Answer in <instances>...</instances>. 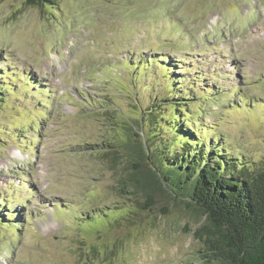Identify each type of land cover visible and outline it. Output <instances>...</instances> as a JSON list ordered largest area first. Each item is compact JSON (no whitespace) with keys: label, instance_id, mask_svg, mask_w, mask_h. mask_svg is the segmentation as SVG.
<instances>
[{"label":"rangeland","instance_id":"1","mask_svg":"<svg viewBox=\"0 0 264 264\" xmlns=\"http://www.w3.org/2000/svg\"><path fill=\"white\" fill-rule=\"evenodd\" d=\"M128 123L147 150L259 169L264 0H0V264H218L192 207L132 215L90 155Z\"/></svg>","mask_w":264,"mask_h":264},{"label":"trees","instance_id":"2","mask_svg":"<svg viewBox=\"0 0 264 264\" xmlns=\"http://www.w3.org/2000/svg\"><path fill=\"white\" fill-rule=\"evenodd\" d=\"M55 1L25 0V4L44 8ZM67 98L74 102V98L80 100V95L71 98L68 93ZM80 106L90 110L84 104ZM114 109L109 110L111 119L119 111L116 106ZM124 128L127 135L122 142H117L116 130L108 129L113 137L104 138L90 155L98 157L113 174V187L119 197L134 202L137 209L132 215L152 211L163 200L192 207L203 219L194 237L202 242V257L207 263L264 264V163L255 171L244 166L234 171L231 166L225 168V161H218L219 152L211 155L195 150L190 140L180 151L162 153V147L156 144L147 150L150 143L146 138L140 142L133 123ZM207 156L210 163L205 160ZM161 213L167 214L168 207L162 206Z\"/></svg>","mask_w":264,"mask_h":264},{"label":"clouds","instance_id":"3","mask_svg":"<svg viewBox=\"0 0 264 264\" xmlns=\"http://www.w3.org/2000/svg\"><path fill=\"white\" fill-rule=\"evenodd\" d=\"M15 224H18V223H15Z\"/></svg>","mask_w":264,"mask_h":264}]
</instances>
